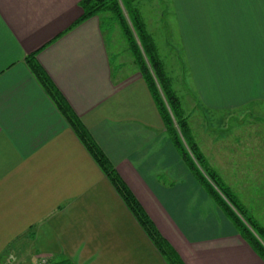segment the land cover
I'll return each instance as SVG.
<instances>
[{
  "label": "crops",
  "instance_id": "crops-1",
  "mask_svg": "<svg viewBox=\"0 0 264 264\" xmlns=\"http://www.w3.org/2000/svg\"><path fill=\"white\" fill-rule=\"evenodd\" d=\"M82 1L0 0V264H169L32 72L33 55L183 264H264L177 151L146 81L115 68L100 19L77 24ZM173 5L206 118L196 142L264 226V144L252 137L264 138V0Z\"/></svg>",
  "mask_w": 264,
  "mask_h": 264
},
{
  "label": "trees",
  "instance_id": "trees-1",
  "mask_svg": "<svg viewBox=\"0 0 264 264\" xmlns=\"http://www.w3.org/2000/svg\"><path fill=\"white\" fill-rule=\"evenodd\" d=\"M134 1L135 0H83L80 6L83 9L84 14L81 20L77 24L85 22L91 18L97 17L99 13H110L112 14L111 19H106V18L102 20L100 19V23L102 24L101 29L103 25H107L111 27V25L115 22L121 25L125 38L127 39L129 45L134 50L136 57L140 61V66L143 76L145 78V81L147 80L146 83L157 104L165 128L167 129V132L169 134V137L171 138L172 143L176 147L177 151L179 150L181 152L179 154L186 162V164L189 166V168L191 169L197 180L203 185H205L209 193L218 202H220L219 204L225 209V212L233 221V224L238 229L243 239H245L249 243V245L252 247L255 253L264 261V227H260L254 220H252L250 216L244 215V213H246L244 208L237 202L234 195H232V193H230L229 190L226 188V186L221 182L217 174L213 172L206 165L203 155L200 153L197 145L195 144L194 140L191 137L190 127L186 119L183 117L184 115L181 106L179 104V100L176 97V95L173 93V91L170 90L169 82L164 78L163 71L161 70L158 62L159 57L156 53L154 44L152 43L151 36L147 33L145 25L143 24L138 11L134 7ZM124 11L127 13L130 19L131 27L128 25L126 21ZM142 53H144L145 56L148 57L149 63L151 64L153 70L156 72L157 77L161 78L160 82L162 84V87H164L166 94L169 97L168 99L172 102L173 107L175 108L177 115L179 116L178 125L180 128L181 136L173 130L172 120L169 119L167 112L163 111L162 102L159 99L158 93H156L157 90L156 86L153 85V83H151L153 79L151 77L150 69H148V66L145 64V61L141 60L143 55ZM27 63L31 68L32 72L37 77V79L42 83L44 88L47 90L51 98L58 105L59 109L62 111L63 115L68 120L71 127H73V129L75 130L77 136L80 138V140L83 142L85 147L88 149L93 159L100 166L104 174L109 178V180L115 187L117 193L121 196L127 207L136 217L137 221L141 224V226L144 228L145 232L148 234V236L153 241L155 246L159 249L163 257L167 260L169 264H183L181 260L178 258V256L175 254V252L169 247L167 242L159 234L155 225L152 223V221L149 219V217L140 207L135 197L132 195L130 190L121 180V178L119 177V175L117 174L116 170L111 165L107 157L97 146V144L91 138L90 134L83 127V125L78 121L76 116L72 113L71 109L65 103L62 96L51 84L50 80L47 78L45 73L37 64L35 60V55L29 57L27 59ZM185 144L189 147L190 153H192L193 157H195V159L200 164V166L203 167L207 177L210 179L212 183L215 184V186L219 189V192L224 195V198L228 203L224 200H221L220 196L212 188L207 186L203 174L191 162V158L185 149L186 148ZM229 205L231 207H229ZM239 216L241 218H244V220L246 221H243V219L239 218ZM247 224H249L251 228H253V231L255 230V232L257 233V237H255L253 231H251V229H249L246 226ZM49 263L72 264L67 259H59V260L49 259Z\"/></svg>",
  "mask_w": 264,
  "mask_h": 264
},
{
  "label": "rangeland",
  "instance_id": "rangeland-1",
  "mask_svg": "<svg viewBox=\"0 0 264 264\" xmlns=\"http://www.w3.org/2000/svg\"><path fill=\"white\" fill-rule=\"evenodd\" d=\"M173 1L174 0H135L134 7L138 11L140 18L145 25L147 33L151 36L152 43L154 44L156 53L159 57L158 62L161 70L163 71L164 78L169 82L170 90L173 91V93L179 100V104L184 115L183 117L186 119L190 127L191 137L199 149V146L196 142V139H198L197 132L201 131V129L203 128V124L205 123L203 122V118L204 120L206 118L195 98L197 97L196 89L190 81L191 64L188 61L187 50L184 46L182 23L178 22V16L181 10L173 5ZM97 17L101 20L104 18L111 19L112 14L99 13ZM125 18L128 25L131 27V22L126 12ZM102 30L105 35V40L110 48V52L112 55L111 59L113 63L117 65L115 68H118V70H125L124 72H120L122 75L133 77L135 74H137L145 80L141 70L140 61L136 57L134 50L125 38L121 25L117 22L113 23L111 27L103 25ZM142 54L143 55L141 60L145 61L148 69H150L151 77L153 79L151 83L156 86V93H158L159 99L162 102L163 111L167 112L169 119L172 120L173 130L180 135V128L178 125L179 116L177 115L172 102L168 99L169 97L167 96L164 87H162V84L160 82L161 78L157 77L156 72L153 70L151 64L149 63L148 57L145 56L144 53ZM190 117H192L191 123ZM226 122L227 120L225 122L222 121V126H225L224 123ZM192 128H195L197 131H193ZM251 136H245V139L249 140L251 139ZM252 137L255 138V143L264 144V138H260L257 136ZM185 146V149L191 158V162L203 174L207 186L212 188L220 196L221 200L226 201L224 195L220 193L215 184L210 181V179L206 175V172H204L205 170L203 169V167L200 166L195 157H193L192 153H190L189 147L186 144ZM179 153L181 152L179 151ZM200 153L203 155L201 151ZM204 160L206 162L205 157ZM206 165L210 168L207 162ZM210 169L215 172L212 168ZM229 207L231 206L229 205ZM244 215L249 216L247 211L246 213H244ZM239 218L241 217L239 216ZM241 219H243V221H246L244 220V218ZM252 220L254 219L252 218ZM258 225L260 227H264L260 224ZM246 226L251 229V231H253V228H251L249 224H247ZM253 233L255 237H257V233L255 232V230L253 231ZM39 260L36 264H39Z\"/></svg>",
  "mask_w": 264,
  "mask_h": 264
},
{
  "label": "built area",
  "instance_id": "built-area-1",
  "mask_svg": "<svg viewBox=\"0 0 264 264\" xmlns=\"http://www.w3.org/2000/svg\"><path fill=\"white\" fill-rule=\"evenodd\" d=\"M39 264H50L48 258H41Z\"/></svg>",
  "mask_w": 264,
  "mask_h": 264
}]
</instances>
